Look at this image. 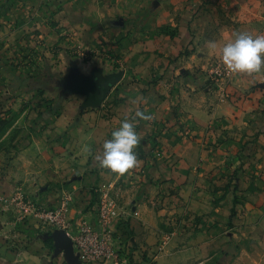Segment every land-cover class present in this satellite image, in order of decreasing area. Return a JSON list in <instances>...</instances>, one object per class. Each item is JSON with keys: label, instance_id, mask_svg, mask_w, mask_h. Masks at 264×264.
Segmentation results:
<instances>
[{"label": "rangeland", "instance_id": "374dc122", "mask_svg": "<svg viewBox=\"0 0 264 264\" xmlns=\"http://www.w3.org/2000/svg\"><path fill=\"white\" fill-rule=\"evenodd\" d=\"M240 32L264 35V0H0V200H5L1 212L18 218L23 215L14 201L17 195L39 204L53 192L60 200L56 206L66 202L70 210L73 192L66 191L59 173L45 165H50V156L42 160L28 148L37 140L35 149L42 150L45 142L38 138L50 122L56 131L67 117L75 123L83 115L122 117L125 111L118 106L141 78L144 85L165 95L164 90L179 89V77L188 82L181 80L183 86L193 88L192 81L199 75L203 79L197 89L213 107L249 97V86L239 88L241 73L227 71L220 58L223 44ZM114 76L119 81L102 101L95 100L94 78L105 81ZM254 121L258 124L255 136L264 134V119ZM236 173L226 176L220 186L225 191L220 193L226 196L233 191L224 226L241 232L242 225L264 220V185H250L257 172H245L247 185L234 182ZM124 185L125 180L121 188L92 189L87 208L95 213L96 224L74 215L73 226L81 220L98 226L105 193L122 216L118 193L128 189ZM207 212L184 220L182 209L164 222L165 234L150 259L154 261L172 238L171 229L182 224L185 229L199 228ZM204 223L217 225L209 219ZM247 237L242 248L216 251L214 264H264V246L255 236Z\"/></svg>", "mask_w": 264, "mask_h": 264}, {"label": "crops", "instance_id": "0c3cea01", "mask_svg": "<svg viewBox=\"0 0 264 264\" xmlns=\"http://www.w3.org/2000/svg\"><path fill=\"white\" fill-rule=\"evenodd\" d=\"M143 71L150 74L147 67ZM198 76L192 81L193 88L183 86L187 80L179 77L176 85L180 90H164L165 95L144 85L141 78V83L131 86L134 90L128 99L118 106L125 111L122 117L83 115L76 123L67 117L61 130L56 131L55 123L50 122L38 138L45 142L42 150L35 149L37 140L27 150L35 151L42 160L49 155L50 165L46 161L45 165L59 173L67 184L66 191L73 192L70 218L86 216L95 225L96 215L87 208L92 189L108 185L121 188L126 181L128 189L118 193L124 214L112 228L119 254L116 261L82 262L74 246L57 229L41 223L38 217L11 218V214L7 216L0 210V264H214L216 251L242 248L248 242L247 236H255L264 246V220L258 225H242L241 232L224 226L228 205L234 202L233 191L227 192L220 205L211 206L214 197L222 195L220 186L231 173L237 172L234 182L247 185L246 173L257 172L249 183L263 188L264 134L255 136L258 124L254 120L264 119V70L240 74L239 88L249 86V97L236 104L226 100L214 107L202 96L203 91H198L203 79ZM137 110L152 118L142 119L136 115ZM125 119L135 123L141 137L134 149L138 165L117 174L99 167L95 156ZM181 126L188 130H181ZM54 194L48 193L39 204L56 206L60 200L58 193L56 198ZM4 201L0 200V206ZM168 201L172 204L168 205ZM182 209L184 220L209 211L202 218L217 225L211 227L204 219L199 228L196 225L192 230L185 229L182 224L171 229L174 235L153 261L150 256L165 234L164 222Z\"/></svg>", "mask_w": 264, "mask_h": 264}, {"label": "clouds", "instance_id": "9594fccd", "mask_svg": "<svg viewBox=\"0 0 264 264\" xmlns=\"http://www.w3.org/2000/svg\"><path fill=\"white\" fill-rule=\"evenodd\" d=\"M220 58L231 73L251 74L264 70V35L237 33L223 44ZM136 115L145 120L152 118L140 110H137ZM140 140L135 123L122 120L120 126L111 132V138L103 142L102 152L95 156L99 167L117 174H124L136 167L138 157L134 149Z\"/></svg>", "mask_w": 264, "mask_h": 264}, {"label": "built area", "instance_id": "2783aa9c", "mask_svg": "<svg viewBox=\"0 0 264 264\" xmlns=\"http://www.w3.org/2000/svg\"><path fill=\"white\" fill-rule=\"evenodd\" d=\"M108 194L105 193L100 212L98 226L81 220L75 227L68 215V205L66 202L58 206L45 207L36 204L23 195L14 198L19 205L23 217L35 216L40 222L52 226L55 229L64 231L72 240L73 246L82 262H93L102 260L106 262L116 261L118 250L116 248L114 230L112 225L120 216V212L114 202L108 201Z\"/></svg>", "mask_w": 264, "mask_h": 264}, {"label": "water", "instance_id": "95a60500", "mask_svg": "<svg viewBox=\"0 0 264 264\" xmlns=\"http://www.w3.org/2000/svg\"><path fill=\"white\" fill-rule=\"evenodd\" d=\"M119 78L120 77L118 76H114L109 78L108 80L102 81L98 77H95L94 78L95 86H93L92 88L93 89L92 96L96 98L95 100L102 101L105 98V96L110 92L114 84L119 81ZM58 231L64 237H66L72 244L71 238L64 231L62 230H58Z\"/></svg>", "mask_w": 264, "mask_h": 264}, {"label": "trees", "instance_id": "16d2710c", "mask_svg": "<svg viewBox=\"0 0 264 264\" xmlns=\"http://www.w3.org/2000/svg\"><path fill=\"white\" fill-rule=\"evenodd\" d=\"M184 129H185V128L183 127V130H184ZM221 189H222L223 191H225L224 188H221ZM224 197H225V192H224V194L218 196L217 201L214 200V202L217 204V203H219Z\"/></svg>", "mask_w": 264, "mask_h": 264}]
</instances>
